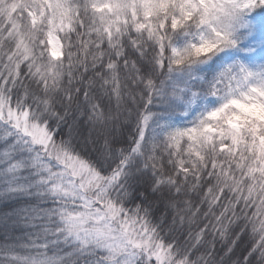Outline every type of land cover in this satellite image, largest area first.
Here are the masks:
<instances>
[{
	"label": "snow or ice",
	"instance_id": "6c2138e0",
	"mask_svg": "<svg viewBox=\"0 0 264 264\" xmlns=\"http://www.w3.org/2000/svg\"><path fill=\"white\" fill-rule=\"evenodd\" d=\"M0 264H264V0H0Z\"/></svg>",
	"mask_w": 264,
	"mask_h": 264
}]
</instances>
